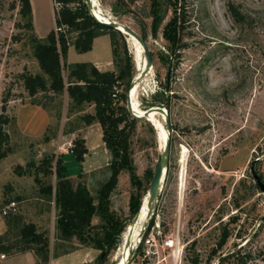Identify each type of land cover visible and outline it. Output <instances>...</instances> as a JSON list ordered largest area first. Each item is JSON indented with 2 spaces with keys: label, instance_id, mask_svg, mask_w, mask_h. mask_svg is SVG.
Segmentation results:
<instances>
[{
  "label": "rangeland",
  "instance_id": "obj_1",
  "mask_svg": "<svg viewBox=\"0 0 264 264\" xmlns=\"http://www.w3.org/2000/svg\"><path fill=\"white\" fill-rule=\"evenodd\" d=\"M12 1L0 0V112L8 97L11 122L6 128L12 147L0 160V264L5 257L3 264L17 262L11 255L25 251L34 253L36 264H119L126 256L129 264H190L194 254L200 264H236V256H228L239 250L251 252L250 264H264V190L255 177L264 186V0H92L98 18L117 20L144 35L153 67L135 82L146 60L143 46L129 33L117 36V56L111 35L104 33L88 52L72 45L65 62L110 58V68L116 71L130 64L138 106L130 92L133 109L142 114L161 106L169 112L168 168L151 217L147 219L148 205L136 229L134 219L149 200L167 141L166 118L155 111L150 121L138 118L129 165L115 190L101 194L111 154L100 124L86 125L81 119L94 112V105L76 106L67 91L28 94L21 73L42 71L29 41L31 30L24 25L19 5L11 8ZM31 3L34 31L44 38L55 27L57 4ZM70 36L73 41L75 34ZM64 77L68 80V69ZM75 137L86 140L83 162L68 150ZM183 147L188 157L181 195ZM60 155L67 176L75 185L84 183L99 207L93 228L83 234L61 224L54 195L41 192L43 185L55 187V171L45 169ZM8 200H16L18 208L4 214ZM151 219L154 224L147 232ZM27 222L46 233L45 252L21 238L20 228ZM226 224L230 236L214 255ZM140 239L143 254L138 251ZM96 240L102 248L96 247Z\"/></svg>",
  "mask_w": 264,
  "mask_h": 264
},
{
  "label": "trees",
  "instance_id": "obj_2",
  "mask_svg": "<svg viewBox=\"0 0 264 264\" xmlns=\"http://www.w3.org/2000/svg\"><path fill=\"white\" fill-rule=\"evenodd\" d=\"M135 1L137 0H129V3ZM55 2L57 4L55 27L44 38L39 37L34 31L31 0H13L11 3L12 9L19 5V13L23 19H26L24 25L31 30L29 41L42 71L41 73L24 71L20 76L30 96H34L39 91H51L57 94L67 91L76 106L94 105V112L83 114L81 119L86 125L98 122L102 128V138L111 154V161L110 175L101 186L100 193L109 195L117 187L121 172L130 162L132 129L139 119L130 113L126 104L127 92L135 74L130 64H126L119 71H102L91 62L66 63L65 59L72 45L78 52H88L93 49L95 38L104 33L111 35L112 52L117 56V36L124 38V34L110 25L99 22L91 14L85 0H55ZM232 9L233 14L238 16V11L234 7ZM158 16L159 13L156 14V18ZM72 33L75 34L73 41L70 36ZM66 69H68V80L64 77ZM8 100V97L4 99L0 112V160L6 158L12 151L11 137L6 128L11 122V117L7 113ZM72 142L73 146L69 152L77 161L83 162L88 153L85 138L75 137ZM170 142L172 144V134ZM54 171L57 179L55 187L43 185L41 192L47 196L54 195L61 224L67 226L69 231L86 233L88 229L93 228L92 218L99 211L94 196L84 183L79 182L75 185L67 176L63 155L57 157L54 165L45 169L47 173ZM236 219V216L231 218L233 221ZM153 224L154 221L151 219L147 232L151 230ZM20 235L23 240L36 244L35 250L38 252H45L49 246L46 233L38 231L34 222L23 223ZM229 236L230 230L226 224L222 229L217 248L213 249L214 255L227 242ZM96 242L97 248L103 247L100 241L96 240ZM142 249L141 241L138 251L143 254ZM231 256H236V264H250V260L253 259L251 252L241 253L240 250L231 253L228 258ZM220 258L223 261L226 257ZM190 264H200L198 254L190 257Z\"/></svg>",
  "mask_w": 264,
  "mask_h": 264
},
{
  "label": "water",
  "instance_id": "obj_3",
  "mask_svg": "<svg viewBox=\"0 0 264 264\" xmlns=\"http://www.w3.org/2000/svg\"><path fill=\"white\" fill-rule=\"evenodd\" d=\"M85 2L88 5L91 14L99 22L106 24V25H110V26L114 27L115 29L119 30L120 32H122L123 34L129 33V34L133 35L140 42V44L143 46L144 51H145V55H146V64H145V68L142 70L140 76L135 80V82L137 80L138 81L141 80L150 71V69L153 67L152 53L150 51V48L148 46V43H147L144 35L139 34L137 31H135L131 27H129V26L117 21V20L112 19L109 22H105V21L98 19V17L96 16V14L94 12V9H93L92 0H85ZM132 85L130 86V88L127 92V104H126L130 113L136 118L146 119L149 121H150V112L151 111H155L157 113L164 114L166 116L165 121H166V127L168 129V139L165 143V146H164L162 153L158 157V161H157L156 167H155V173H154L153 179L151 181L149 192H148V194H149V200H148L149 211H148L147 219H149L152 215L155 202L158 198L160 186H161V183L165 177L167 167L169 164L171 142H170V131H169L168 127H169V120L170 119H169L168 109L161 107V106H155V107L145 109V111L142 114L137 113V111H135L132 107V100H131V95H130ZM255 177H256L257 181L260 183L262 189L264 190V186L261 184L260 178L257 175ZM139 214H140V210L137 213V215L134 219V222H136L138 220ZM125 245L128 247L130 246V239L126 240ZM130 262H131V260L128 258L125 264H129Z\"/></svg>",
  "mask_w": 264,
  "mask_h": 264
},
{
  "label": "bare ground",
  "instance_id": "obj_4",
  "mask_svg": "<svg viewBox=\"0 0 264 264\" xmlns=\"http://www.w3.org/2000/svg\"><path fill=\"white\" fill-rule=\"evenodd\" d=\"M145 60H146V55H145ZM135 88H136L135 86L132 88L131 95H132V100H133V103H134L135 107L138 108L137 103H136L137 99H135ZM161 115L164 118H166V116L164 114H161ZM167 139H168V135H167ZM187 157H188V150L186 149V147H183L182 152H181V156H180L181 170H180V184L179 185H180L181 195L183 194V191H184V188H185V173H186ZM147 207H148V202L146 200L143 203V205H142V210H141V212L139 214L138 220L136 222H134V224H133V229L137 228L138 223L141 224L143 222L144 215L146 213ZM127 259H128V256L122 258L121 261L119 262V264H125Z\"/></svg>",
  "mask_w": 264,
  "mask_h": 264
},
{
  "label": "crops",
  "instance_id": "obj_5",
  "mask_svg": "<svg viewBox=\"0 0 264 264\" xmlns=\"http://www.w3.org/2000/svg\"><path fill=\"white\" fill-rule=\"evenodd\" d=\"M96 39L97 38H95L94 40L93 48L95 46ZM110 61H111L110 58H107L106 60H104V59H100L97 57V58H94L93 61H90V62L96 65L100 70L105 71V70H113L112 68H110V63H111ZM11 256L17 259V262H14L12 264H36V259L32 251L15 253V254H12ZM6 259H7L6 257L2 259L1 264H3V261Z\"/></svg>",
  "mask_w": 264,
  "mask_h": 264
},
{
  "label": "built area",
  "instance_id": "obj_6",
  "mask_svg": "<svg viewBox=\"0 0 264 264\" xmlns=\"http://www.w3.org/2000/svg\"><path fill=\"white\" fill-rule=\"evenodd\" d=\"M114 95H115V94H114ZM72 146H73V142L70 141V142H69V148H68V150H69ZM17 208H18V202H17L16 200H10V201L5 205V207L3 208V213H4V214H9V213L15 212V211H17ZM141 241H142V239H140L139 244L141 243ZM139 244H138V245H139ZM167 244L172 246V245H173V241L170 240V241L167 242ZM3 256H5V255L2 254V257H3Z\"/></svg>",
  "mask_w": 264,
  "mask_h": 264
}]
</instances>
